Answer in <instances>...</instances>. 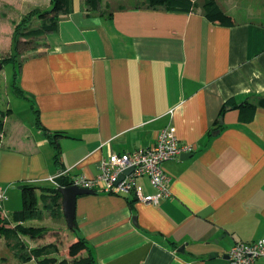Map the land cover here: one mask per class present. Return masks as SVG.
Returning a JSON list of instances; mask_svg holds the SVG:
<instances>
[{"label":"crops","instance_id":"0c3cea01","mask_svg":"<svg viewBox=\"0 0 264 264\" xmlns=\"http://www.w3.org/2000/svg\"><path fill=\"white\" fill-rule=\"evenodd\" d=\"M44 1L42 10L51 6ZM131 1L92 10L73 0L45 47L20 63L13 86L31 107L25 119L0 111V186L16 207L19 186L24 206L33 193L42 220L22 224L47 229L16 243L56 244L49 256L59 261H71L68 247L83 237L89 249L80 256L98 264H229L235 242L264 238V4L215 0L231 17L225 25L207 17L208 0L188 10ZM245 102L258 105L252 117L238 108ZM168 127L196 149L163 162L170 180L157 203L134 191L80 195L71 240L62 248L50 240L69 227L51 177H97L105 158L150 147ZM137 184L144 195L159 192L147 176ZM15 245L7 249L15 258L4 254L0 264H39L20 261Z\"/></svg>","mask_w":264,"mask_h":264},{"label":"trees","instance_id":"16d2710c","mask_svg":"<svg viewBox=\"0 0 264 264\" xmlns=\"http://www.w3.org/2000/svg\"><path fill=\"white\" fill-rule=\"evenodd\" d=\"M72 1L73 0H51V6L48 9H36L28 14H26L22 21L18 23L15 32L14 38L15 43H19V37H43L47 33L51 31H55L58 27V23L62 15H66L72 11ZM101 0H86L88 7L92 10H98L100 8ZM149 5H163L168 9L174 10H188L193 7L192 0H148ZM207 5V17L213 22H219L221 24L230 25L231 17L228 16L222 8L217 4L215 0H208ZM38 18L41 21V24L38 27L30 28L28 30L31 19ZM16 36V37H15ZM16 47V46H15ZM2 62L5 64L10 63L7 59H2ZM16 93H20V90H15ZM24 96V94L22 95ZM230 104V103H229ZM228 105V104H227ZM224 106L223 110L227 107ZM259 105L264 107V96L260 99ZM242 111L249 113L248 115L252 117L258 108V105L254 103L245 102L242 105L238 106ZM38 112V110L36 111ZM223 113V111H222ZM221 113V114H222ZM218 123V122H217ZM40 126L42 127L41 123ZM45 129V128H44ZM4 130V121L0 119V133ZM45 133L50 135V132L45 129ZM62 135L60 132H55L53 134V138L59 137ZM1 141V138H0ZM59 148V147H58ZM59 157V151L56 154V158ZM57 181L62 186H70L72 184L71 179L66 178L64 176H60L57 178ZM28 189V188H26ZM55 195L59 197V192L57 188H52ZM52 208V205L50 206ZM40 212V208L38 206V200L33 193H29L26 197V203L22 210L16 211L14 216L17 218V223L15 227L5 226L4 223H9L8 220L4 219L2 223V219L0 218V235H4L7 239H14L18 237L19 234L28 235L32 238L40 237L44 235L46 229L42 227L35 226H25L22 222H25L28 219H34L38 216ZM77 224V223H76ZM78 226L73 230H77ZM15 249L19 254L20 261L30 260L31 258H38L39 264H98L93 255L89 252L87 256H80L81 252L89 249V245L85 238H78L77 241L72 242L68 247V254L72 258L71 261L68 259H62L59 261L54 256H49L51 253L57 251V245L50 243L40 247L32 248L31 250H27L25 247V243L22 240H19L15 243Z\"/></svg>","mask_w":264,"mask_h":264},{"label":"built area","instance_id":"2783aa9c","mask_svg":"<svg viewBox=\"0 0 264 264\" xmlns=\"http://www.w3.org/2000/svg\"><path fill=\"white\" fill-rule=\"evenodd\" d=\"M196 149L194 144L180 141L173 128L161 130L156 142L147 148H138L132 152L113 154L101 163V173L94 178L76 177L71 179V185L102 191L113 194L135 192L137 197L144 202L157 203L160 197L168 190L169 175L163 168V162L178 158L183 153H192ZM131 171L127 172L128 169ZM50 180L57 187H62L57 178ZM147 176L151 183L159 190L156 195H144L137 180ZM6 189L0 186V215L7 218L8 214L3 208L7 200ZM264 256V238L243 242L237 241L229 252V264H255V261Z\"/></svg>","mask_w":264,"mask_h":264},{"label":"rangeland","instance_id":"374dc122","mask_svg":"<svg viewBox=\"0 0 264 264\" xmlns=\"http://www.w3.org/2000/svg\"><path fill=\"white\" fill-rule=\"evenodd\" d=\"M241 1H244V0H241ZM130 3H135V0L131 1ZM202 3H203V0H200L199 5H201ZM258 3L264 4V0H258ZM45 4L46 3L44 0H39V1L0 0V62H2V59L4 58L9 60L10 62L5 65L2 62L4 66H3V69L0 70V111L4 114H5L4 110L6 108L9 109L11 114L21 115V117L24 119L27 117L26 115L29 114V112L25 110L28 107H31L30 102L27 101V99L19 96L18 93H15L16 91L14 90L13 83H14L16 74L20 70V63L25 58L24 56L29 52L28 50L30 48L41 50V48L45 47V42L43 41L44 37L27 38V37L20 36L18 44L15 43V39L13 38H14L15 29L18 23L22 21L23 17L29 12L36 10L37 8L42 9V7L43 8L46 7ZM49 4L50 3H48L47 6H49ZM255 7L256 9H258L259 6L255 5ZM31 20L32 21L30 22L26 30L39 26V22L35 20V18ZM23 109H24L25 114L23 112ZM2 116L3 115L0 114V119L3 120ZM7 194L10 198L11 190L7 191ZM19 194L21 197V202L19 206L16 207L17 203L14 197H11L9 200H6L3 206L5 212L9 216L14 215L15 211H19L24 208V202H23L24 191L20 189ZM0 218L2 219L1 220L2 223L4 222V219L9 221V223H4L5 226H15L16 224V222L12 218L11 219H8V217L3 218L1 215H0ZM34 219H39L41 221L42 217L40 218V216L39 217L37 216ZM42 228L47 229L46 227H42ZM67 228H68V231L63 236L60 237L59 235V236H56L50 239V240L54 239V242L56 241L58 244H60L61 248L64 247V245L67 244L71 240L70 234L72 232L69 230V227ZM21 235L24 236V234H21ZM25 236H28V235H25ZM21 240L23 241V239ZM12 243H16L15 238L7 239L4 235H0V259L4 257V254L6 256L8 255L9 258H12V259L15 258L13 256V252L10 253L7 250L9 249L12 251V247L14 246V245L12 246Z\"/></svg>","mask_w":264,"mask_h":264},{"label":"water","instance_id":"95a60500","mask_svg":"<svg viewBox=\"0 0 264 264\" xmlns=\"http://www.w3.org/2000/svg\"><path fill=\"white\" fill-rule=\"evenodd\" d=\"M3 63L0 62V70L3 68ZM220 123H224V117H221ZM192 155V153H183L182 156ZM128 169L127 172L131 171ZM22 189V186H19ZM58 192L62 195L63 211L70 229L76 228V205L77 197L85 194H94L96 190L90 188H83L78 185L62 186L58 188ZM134 222L137 223V217H134ZM183 247V246H182ZM184 248H181V250ZM183 251V250H182ZM228 257V256H227Z\"/></svg>","mask_w":264,"mask_h":264}]
</instances>
